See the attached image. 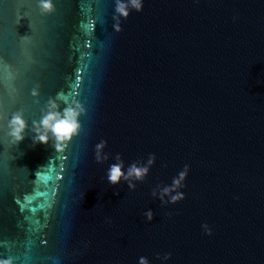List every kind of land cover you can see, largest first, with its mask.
Masks as SVG:
<instances>
[{
	"label": "water",
	"instance_id": "95a60500",
	"mask_svg": "<svg viewBox=\"0 0 264 264\" xmlns=\"http://www.w3.org/2000/svg\"><path fill=\"white\" fill-rule=\"evenodd\" d=\"M53 5L0 0V108L29 125L16 145L0 129V259L264 264V0H142L120 31L116 0ZM50 98L85 110L62 153L30 130ZM117 153L156 155L135 191L106 180ZM185 164L186 199L162 206Z\"/></svg>",
	"mask_w": 264,
	"mask_h": 264
},
{
	"label": "clouds",
	"instance_id": "9594fccd",
	"mask_svg": "<svg viewBox=\"0 0 264 264\" xmlns=\"http://www.w3.org/2000/svg\"><path fill=\"white\" fill-rule=\"evenodd\" d=\"M38 7L41 10V14L51 13L54 11L53 0H38ZM130 8L138 12L142 11V0H129L127 3L125 0H116L115 11L117 15L114 17L117 20L116 25H114L116 31L121 30L119 18H127L130 14ZM32 94L37 96L39 93L34 90ZM84 112V108L75 102L74 106L65 107L63 111H60L56 100L50 98L40 120L32 122L30 130L33 133V143L45 145L51 143L57 153H62L73 138L79 136L82 128L80 117ZM5 128L9 143L16 145L24 140L25 132L29 130V125L24 118L23 112H13L10 117H6L3 109L0 108V129ZM107 146L108 141L104 139L95 144L94 153L97 164H105L112 159V154L105 151ZM114 160L115 162L110 163L105 171L108 184L117 186L125 183L129 190L135 191L137 184L143 183L149 175L152 166L156 162V155L149 154L146 161L137 160L126 164L121 154L117 153ZM189 172L190 165L185 164L183 169L172 178L170 184L158 185L154 188L151 193L152 197L158 199L162 206L174 205L185 200L186 194L183 189L187 187L186 181ZM143 216L147 218V221L151 222L154 219V212L152 209H148L143 213ZM202 228L207 235H212V228L207 223L203 224ZM171 255V253H167L163 257L157 255V259L167 261L171 258ZM0 264H13V259H0ZM138 264H151V262L146 256H141Z\"/></svg>",
	"mask_w": 264,
	"mask_h": 264
},
{
	"label": "snow or ice",
	"instance_id": "6c2138e0",
	"mask_svg": "<svg viewBox=\"0 0 264 264\" xmlns=\"http://www.w3.org/2000/svg\"><path fill=\"white\" fill-rule=\"evenodd\" d=\"M125 2H126V3L129 2V0H125ZM37 4H38V0H37ZM45 243H47V241H45Z\"/></svg>",
	"mask_w": 264,
	"mask_h": 264
}]
</instances>
